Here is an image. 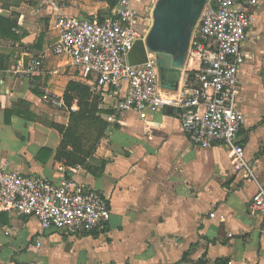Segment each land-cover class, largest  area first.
Segmentation results:
<instances>
[{"label": "crops", "instance_id": "1", "mask_svg": "<svg viewBox=\"0 0 264 264\" xmlns=\"http://www.w3.org/2000/svg\"><path fill=\"white\" fill-rule=\"evenodd\" d=\"M146 3L132 0L139 13ZM115 4L0 0L6 31L0 34V55L8 63L0 69V159L14 172L54 184L73 176L102 194L110 209L99 229L75 235L43 230L36 217L0 209V264H264V215L248 212L252 195L264 189V0L251 7L254 20L242 45L247 58L238 71L237 102L244 116L239 142L250 178L233 168L224 145L191 144L173 110L145 117L117 113L107 92L97 94L99 116L108 124L94 155L106 161L102 173L96 177L82 166L60 169L67 166L56 159L61 134L49 123L67 125L68 111L43 101L41 90L47 86L63 99L70 80L82 81L69 57L49 48L59 36L55 20L102 16ZM36 58H42L39 73H13L19 61L27 66ZM199 67L190 50L177 89L190 86ZM165 80L173 81V75ZM159 86L171 91L160 76Z\"/></svg>", "mask_w": 264, "mask_h": 264}, {"label": "built area", "instance_id": "2", "mask_svg": "<svg viewBox=\"0 0 264 264\" xmlns=\"http://www.w3.org/2000/svg\"><path fill=\"white\" fill-rule=\"evenodd\" d=\"M258 2L206 1L189 47L198 56L200 67L191 75L192 84L181 89L160 88L156 57L146 48L145 62H130L132 48L138 40L144 41L149 29L132 0H117L102 16H58L54 26L59 36L49 48L54 54L69 57L75 77L93 93L107 92L115 112L134 111L145 117L171 107L191 144L200 148L224 145L232 155L233 168L244 170V177L250 178L254 176L239 142L244 116L237 102L238 71L247 58L242 45L254 20L251 7ZM41 67L42 58L33 59L27 66L19 61L13 73L34 75ZM41 92L43 101L57 108L65 106L47 86ZM78 167L60 169L73 172ZM0 209L36 217L43 230L54 228L74 235L99 229L110 214L107 199L73 176L54 184L44 177L14 172L1 159ZM248 212L264 215L263 188L252 195ZM261 232L264 235V227Z\"/></svg>", "mask_w": 264, "mask_h": 264}, {"label": "water", "instance_id": "3", "mask_svg": "<svg viewBox=\"0 0 264 264\" xmlns=\"http://www.w3.org/2000/svg\"><path fill=\"white\" fill-rule=\"evenodd\" d=\"M206 1L156 0L151 10L152 23L146 37L144 41L138 40L130 52L131 57L135 58V62L131 63L145 62L147 49L156 57L161 84L170 90H176L194 27ZM168 74L173 75V81L165 80ZM166 111L171 113L172 108L167 107Z\"/></svg>", "mask_w": 264, "mask_h": 264}, {"label": "trees", "instance_id": "4", "mask_svg": "<svg viewBox=\"0 0 264 264\" xmlns=\"http://www.w3.org/2000/svg\"><path fill=\"white\" fill-rule=\"evenodd\" d=\"M113 6L116 0H108ZM0 18V34H6ZM9 23L8 28L11 29ZM7 60L0 55V69H5ZM63 102L68 111V124L62 125L50 122L49 125L61 134V141L56 152V159L63 161L67 166H82L86 171L98 177L102 173L106 161L95 158L96 148L104 136L107 122L99 113L100 97L90 88L77 80L67 83L63 94ZM75 106V107H73ZM96 161V163H95Z\"/></svg>", "mask_w": 264, "mask_h": 264}, {"label": "rangeland", "instance_id": "5", "mask_svg": "<svg viewBox=\"0 0 264 264\" xmlns=\"http://www.w3.org/2000/svg\"><path fill=\"white\" fill-rule=\"evenodd\" d=\"M147 6L149 4V7L145 8L143 11H141V19L143 22L146 23V26H151L152 19H151V10L156 0H146ZM225 150V149H224Z\"/></svg>", "mask_w": 264, "mask_h": 264}, {"label": "flooded vegetation", "instance_id": "6", "mask_svg": "<svg viewBox=\"0 0 264 264\" xmlns=\"http://www.w3.org/2000/svg\"><path fill=\"white\" fill-rule=\"evenodd\" d=\"M140 14V13H139Z\"/></svg>", "mask_w": 264, "mask_h": 264}]
</instances>
